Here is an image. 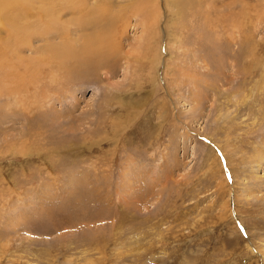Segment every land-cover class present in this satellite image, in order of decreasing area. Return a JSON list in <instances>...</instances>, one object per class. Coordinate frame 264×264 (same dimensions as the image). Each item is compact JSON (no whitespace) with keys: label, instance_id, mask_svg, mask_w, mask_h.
I'll use <instances>...</instances> for the list:
<instances>
[{"label":"rangeland","instance_id":"1","mask_svg":"<svg viewBox=\"0 0 264 264\" xmlns=\"http://www.w3.org/2000/svg\"><path fill=\"white\" fill-rule=\"evenodd\" d=\"M4 2L0 264H264V0Z\"/></svg>","mask_w":264,"mask_h":264},{"label":"bare ground","instance_id":"2","mask_svg":"<svg viewBox=\"0 0 264 264\" xmlns=\"http://www.w3.org/2000/svg\"><path fill=\"white\" fill-rule=\"evenodd\" d=\"M4 1H21V0H0V3H1V7H3V9L6 7V6H8L10 3L12 4V2H10V3H7V2H4ZM23 1V0H22ZM15 5V4H14ZM0 7V8H1ZM18 15V14H17ZM22 17V16H21ZM5 21V20H4ZM42 21V20H41ZM40 21V22H41ZM14 22V21H13ZM12 23V22H11ZM16 23V22H15ZM35 23H37V24H35ZM34 23V25L33 26H35V28L36 29H40V30H42V32H44V34H46L45 36H47L48 34H47V29H45L46 27H43L41 24H43V23H39V22H35ZM13 25V24H12ZM28 25V24H27ZM46 25V24H45ZM18 28V30H19V27H17ZM21 28V27H20ZM32 28V27H31ZM15 29V28H14ZM20 30H22V29H20ZM14 31V30H13ZM21 32V31H20ZM49 33V32H48ZM63 43V42H62ZM60 46V45H59ZM62 46V45H61ZM67 46H69V45H64V46H62L63 48H61V49H56L55 50V54H53V55H55V57H56V59H57V62H59L58 64H60L61 65V58L62 57H68V56H71L72 55V53H71V50H70V47H67ZM57 47V46H56ZM55 46H50L49 48L51 49V48H56ZM54 57V58H55ZM52 62V61H51ZM49 63H50V61H49ZM8 75L9 74H5V77H8ZM44 113V112H43ZM224 150H225V148H224ZM227 153V152H226ZM229 154H230V152H229ZM231 155V154H230ZM228 158V157H227ZM230 159V158H229ZM228 160V159H227ZM230 161H231V159H230ZM233 163V162H232ZM232 165V164H231ZM222 168L220 167V171L222 172V170H221ZM225 179V178H224ZM225 181V180H224ZM225 183H226V181H225ZM227 184V183H226ZM237 197H235V199H236ZM237 202V201H236ZM238 211V214H240V211L239 210H237ZM256 246V249H258V252L260 253V255L261 256H263L264 257V248H262V247H260V246H257V245H255Z\"/></svg>","mask_w":264,"mask_h":264}]
</instances>
